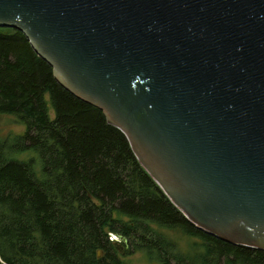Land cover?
Returning a JSON list of instances; mask_svg holds the SVG:
<instances>
[{"label": "water", "instance_id": "1", "mask_svg": "<svg viewBox=\"0 0 264 264\" xmlns=\"http://www.w3.org/2000/svg\"><path fill=\"white\" fill-rule=\"evenodd\" d=\"M0 28L127 136L192 224L264 251V0H0Z\"/></svg>", "mask_w": 264, "mask_h": 264}, {"label": "trees", "instance_id": "2", "mask_svg": "<svg viewBox=\"0 0 264 264\" xmlns=\"http://www.w3.org/2000/svg\"><path fill=\"white\" fill-rule=\"evenodd\" d=\"M0 115L26 128L0 144V264H126L112 234L160 264H264L263 250L192 224L127 136L60 85L26 36L8 28H0ZM24 152L33 157L15 158ZM154 226L199 239L201 252L179 254Z\"/></svg>", "mask_w": 264, "mask_h": 264}, {"label": "rangeland", "instance_id": "3", "mask_svg": "<svg viewBox=\"0 0 264 264\" xmlns=\"http://www.w3.org/2000/svg\"><path fill=\"white\" fill-rule=\"evenodd\" d=\"M25 129V126L19 122L16 116L0 115V144L12 143L17 136L25 132ZM32 157L33 153L29 152L18 153L15 155V158L19 160H29ZM154 229L157 232L162 233V235H164L169 241L174 243L176 251L179 254L190 255L201 252L200 240L185 234L180 229L158 228L156 226H154ZM116 245L125 249V254H121V258L126 264H160L155 256L150 257L146 252L147 250L145 251L144 249L139 248L134 240L128 239V248H126L124 242L118 238L116 240ZM151 254L154 255L155 253Z\"/></svg>", "mask_w": 264, "mask_h": 264}]
</instances>
